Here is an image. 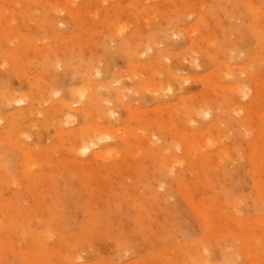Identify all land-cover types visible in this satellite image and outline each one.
Wrapping results in <instances>:
<instances>
[{"label": "rangeland", "instance_id": "1", "mask_svg": "<svg viewBox=\"0 0 264 264\" xmlns=\"http://www.w3.org/2000/svg\"><path fill=\"white\" fill-rule=\"evenodd\" d=\"M240 1L241 0H72L71 2V0H0V13L2 14L4 11H6V14H12L10 17L13 16L9 20L7 19L8 14L5 16L7 17L6 19L3 17L4 14L2 17L0 16V20L2 19L3 21L0 28L3 29L4 26H9L10 24V27L4 28L7 33H10L9 28L11 29L13 26V28H15V30H13L17 31L16 33L21 32L25 33L26 35L28 34L29 37L32 36V39H29V41L33 40L31 43L28 41V39L26 40L23 37L15 38V36L18 34L14 36L12 35L13 37L6 41L0 39V104H2L1 100L4 99L5 96L7 97L5 98L7 101H10V99L13 97V101L8 102L7 105H4L5 107L2 106L3 104L1 105L2 107L0 106L1 109L4 110H0V163L3 162L0 164V214H2L3 218L0 220V264H39L41 263L40 257L48 255L49 252L55 254L59 250H66V254L74 255L79 247H81L80 251L82 254V261L78 260L80 261L78 262L73 258L72 260L63 261L52 260L49 261V264H148V262H150V264H154L156 261L157 264H181L182 260L184 264H200L199 262L204 260L205 254L206 257L207 255L209 257L211 255L210 253L214 251L213 249V251L211 250L212 252L206 250L211 249V247L213 248L212 244L214 241H216V239L219 238H221V242H215V251L212 253L213 256L219 257L222 253L220 250L223 248L225 249L227 245H232L230 243L231 241L229 240L232 239L234 241V243L233 241L232 243L235 244V246L238 245L235 243V241H239L237 248L233 249L235 246H231L232 249L230 248V250L231 252L232 250H236L235 252H238L237 254H239L238 257L240 260V256H242V260L240 261L241 264H251V262L255 260H257L256 262L261 261L263 258L261 255H263V253L260 255V251L263 252L264 250V243L263 246L261 244V241L263 242L264 239V230H260L264 226V197H262L264 196V185L262 186V183L264 182V163H262L264 162V146L262 147L263 144H260V142L261 140H264V130H262L264 129V102H262V100H264L262 96L264 95L262 92L264 90V85L259 82H264L262 79L264 78V66L262 65L261 68L259 66L261 63L264 64V58H260L264 53V48L261 47L263 44L259 42V36L251 25L253 16L250 13V9L246 7V4L249 2L253 4L255 2L254 4L257 8L259 7L263 9L264 0H247L248 2H246V0H242V2ZM70 8L73 10V15L70 14ZM4 23H6V25H4ZM238 25L240 26L238 27ZM240 27L241 31L239 29ZM234 28L237 29L239 34L243 32L242 37L244 38V41L242 43L239 42L243 40L241 39L242 37H239L241 35L238 33L235 34ZM62 34H64V36ZM150 34L157 37V41L154 40L153 42L155 48L154 51L150 50L151 54H149V49L151 47L148 48L147 44ZM207 34L212 36V38L215 40H210L211 43L210 41L205 43L208 36ZM128 37L132 41H130ZM155 37L153 38L155 39ZM202 37L205 38L202 40L200 39ZM223 38L224 41L226 40L225 38H227V40L223 42L224 44L217 42V39H222V42ZM212 41H216L219 45L216 46ZM155 42L158 43L156 44ZM226 42L228 46H232V42H236L234 46L231 47L235 49V45L237 44L238 48L235 49V53L234 49L230 48V52V49L227 48L229 50L228 54V50H225ZM132 45H135L138 49H140L136 53L137 57L138 54H140V51H142L141 54L145 52V46L148 48L149 53L146 50V53L139 55L138 58L136 57L137 59H135V57L132 58L130 54L132 53L131 51L133 49L131 50L129 47ZM36 47L37 49H40L37 51L35 50ZM160 48L162 51L159 50ZM200 48L209 51L211 55L215 52L217 54L220 53L218 54L220 59H217L221 61L213 59L217 57L216 53L215 55L213 54L214 57L212 56V58H210L211 55L200 53L199 51H204ZM13 51L16 55L20 54L22 58L23 56L26 58V65H28L27 67H16V63L14 62L15 60L11 59V57L9 59L8 54L12 53ZM39 51L43 52L39 53ZM179 52L187 57L184 55L181 56ZM230 53L233 54L232 56L234 57L230 56ZM261 53L262 55H259V62L257 55ZM164 54L167 55V57ZM221 55L223 57H221ZM194 56L199 58L197 59L198 61L195 60L196 58ZM224 56L229 59V62H227L228 59L224 58ZM172 57L176 62H174V60L172 61ZM188 57L190 59H188ZM188 60L192 61L190 62ZM222 60L224 61L222 62ZM138 61L140 65L137 63ZM193 61H195L194 64ZM133 62H136V65L133 64ZM181 62L183 64H180ZM249 62L250 64L254 63V65H252L253 67L249 65ZM223 63L225 66L222 65ZM226 63H229V66L233 69L228 68L229 66L226 65ZM150 64H152V74L153 76L156 75V77H152V74H150L151 72L148 71L150 70ZM217 64H219V67L220 64L222 66L217 68ZM240 65L252 67V70L249 67H246V69L249 68L251 72H254L256 68L258 73L256 70L255 72L257 75L255 76L254 73L251 75V72L248 73L247 71L249 69H247L245 72V68L244 70L240 69V71H238V67H241ZM195 66H198V68ZM136 67L139 68L137 69ZM168 67L171 69V71ZM225 67H227V69ZM257 68H259V71ZM216 69L223 70V75H225L224 78L221 72L215 71ZM225 69L227 73H230V70H237L239 72V75H236V71H234L233 74L235 73V75L238 76V80L240 79V84L246 86L245 92L248 91L249 95H243V91L245 89L239 95L238 92L235 94V90H226V86L219 88V84L221 86L228 83L231 84L233 82L232 80L235 79L234 75L228 79L227 77L229 76L226 74V72H224ZM174 70H176L175 73ZM138 72L140 74H138ZM217 73L220 75L219 78ZM179 74L182 77H180ZM34 75H36V77H34ZM147 75L149 77H147ZM211 76L213 77L212 84L209 82L211 81ZM207 77L209 78V81L206 80L208 79ZM221 77L223 79H221ZM225 77L227 80H225ZM181 78L182 83L180 82L181 80L178 81V79ZM90 79L98 81L99 86L102 85L100 86L102 88H99L98 86L97 88L99 89L98 93H102L100 98H103V104L99 101L96 103V101L91 100V98L83 99L80 97L81 95L79 94L80 90L82 89H86L85 91H89V93L93 92L94 90L98 91L97 89H94V80H91L93 82L92 83ZM260 79L262 81H260ZM170 81H173V83ZM207 81L211 86L207 84ZM82 82L83 84H80ZM87 82L88 85H86ZM150 82L155 86L158 83H161L157 86L159 87L158 92L154 91V89H151L154 91L153 94L150 89L141 86L142 84H150ZM178 83L179 85H177ZM213 83H216V87ZM163 84H167L169 87H171L169 88L166 85L168 88L165 90L162 88L166 87ZM90 85L93 88H91ZM257 85H260L259 87L262 90L258 88V90L260 89L258 91ZM129 89L130 91L132 90V92H130ZM212 89L215 90L213 91ZM220 89L222 90L220 91ZM48 90L50 91L48 92ZM155 90H157V88ZM225 90L227 94L229 93V97L225 93ZM138 91L141 92L139 93ZM171 91H173V93ZM166 92L168 93L166 94ZM222 92H224L223 94H226V96H222ZM164 94L166 96H164ZM230 94L236 96L239 95L240 97L238 98L240 99L233 95V97H231ZM19 97H24L27 99L26 103H18L14 101V99H19ZM204 97L207 99L209 98V101ZM81 98L83 99V103L81 102ZM202 98H204L203 101ZM235 98H237L236 101L238 100L239 103L236 102L234 105ZM71 99L72 101L69 102ZM75 99L78 100V102ZM215 99L217 100L215 101ZM63 100L66 103L63 102ZM73 100L75 104L73 103ZM204 100L207 102H204ZM210 100H212V104H210ZM198 101H202V103H199ZM184 102H186V104ZM252 102L253 104L250 105ZM190 103H193V107ZM197 103L199 105L203 104L202 106L198 105L199 108L206 106L215 108L216 103V105H223L220 107L221 109H223L225 106L227 107L228 104V110L226 107L224 108L225 110H222V112H226V110L228 112L225 113L226 116L224 114L221 116V112H219L221 109L218 108V113L215 112L213 108L212 111L214 110L213 112H215L217 115L214 116L212 120L210 116V118H205L201 121H198L195 118V121L193 122L188 121V119H192V116L194 117V115H192L190 112L192 111L195 113L193 109L198 107L196 106ZM66 104H69L71 107ZM80 104L84 105L85 107L83 106L84 108L81 109L82 105ZM188 104L191 106H186ZM204 104L206 106H204ZM231 104L236 107L238 112L236 110V112L234 111V107ZM93 105L95 108H97L96 110L93 109ZM168 105L173 109V111L175 109L177 112H172V109L169 108ZM229 105H231L233 108ZM86 106L91 107V109L94 111H101L104 110V107L106 109L109 107L110 112L99 116H97V113H93V116H89L84 112V109L89 108ZM172 106H174V108ZM184 106L186 107V110ZM20 107L28 110L25 111L26 113L24 112L23 114H18ZM40 107L42 108L40 109ZM190 107L191 110L189 112ZM244 107L245 110L243 111L242 108ZM253 107H255V110ZM229 109L231 112H229ZM160 110H163V113H161ZM167 110L171 111L172 115L170 112H167ZM68 112L69 114H74V118L72 115L69 117ZM181 112L183 113V115L181 114L182 116L180 115ZM15 113L18 115H14ZM134 113H136L135 116H133ZM174 113L178 114V116L175 114L177 117L175 120ZM190 114L192 116H190ZM4 115L7 118H4ZM109 116L113 117L115 120ZM164 116L168 117L165 118ZM183 116H186L185 118H187V122L189 124L191 123V125L188 123V125L185 124L186 119ZM171 117L173 119H171ZM67 118L68 120L71 119L73 122L69 123L71 120L68 121ZM179 118H181V120ZM112 119L114 122H112ZM259 119L263 122H261ZM176 120H178L179 123L181 122V124H183L185 121V128L182 127L183 125H180V127L178 122H175ZM171 121L177 125L175 126L173 123L170 125ZM221 122L222 125H220L222 127H218V123ZM224 122H228L227 126L225 127H223ZM256 122H258L259 125ZM167 123L172 127L175 126V130L174 128L171 129L172 127H169ZM246 123L251 125L246 126ZM88 124H92L99 128L102 127L105 129V131L109 128V133L111 132L113 134L110 135L107 131H104L105 133L102 135L98 133V137L95 136V134L93 137L97 138L94 139V141L99 143V140H101V145L99 143L98 145L96 144L93 146V150H90V152L87 153L89 155L86 154L87 156H77V154L73 153L75 151H73V148H70V146H72L71 144L73 143L76 144L77 142H82L79 129H82L83 127L91 128L92 126L90 127ZM160 124L164 126H161ZM233 125L234 127L237 125L235 127L236 129L233 128ZM112 126L113 129L115 127H117V129L119 128L118 133H120L118 134L115 128L114 132L117 134L115 133L114 135ZM251 126L252 128H250ZM93 127L92 129H94ZM187 127H190L189 130ZM214 127L216 130L217 128L219 129V133H222L219 134L220 137L224 135L221 137V140H219L220 138L218 137L216 139L217 141L211 139L210 135H212L214 132L215 136L213 134L214 137L212 136V138H216L217 131H214ZM220 128L226 129L225 131L221 130L220 132ZM138 129L143 130L142 132H147V134H145L146 132L143 133V135L145 134V136H143L144 138L146 135L153 137L154 140L159 137L157 139L159 141H156L159 143V145L166 144L177 147L175 152L176 157H178L179 160L178 163H180L182 160H185L180 163L182 167H180L178 163L175 165L179 168H176L175 165H173L174 167L172 168L174 169V172L176 169L177 172H175L176 174H173V172L171 173L175 176L170 174V177L168 176L169 180L165 178L163 184L161 181H158L159 178L157 179L156 177L157 173L155 167L150 168L155 166V163L153 165H146L144 163L148 161H144L141 162L143 166L140 164L137 166L139 160L142 158H139L137 153H133L135 150L134 148L140 147L138 144H140L143 148L147 147L146 144H143L144 142L142 140L140 141L139 138H141L142 132L140 133V130ZM177 129H179L180 132L183 131V134L186 133L188 136H193L195 133H202V135L204 133L205 136L208 132L210 133V135L208 133L210 136H208L210 141L209 139H205V137H203L204 140L202 141L199 135H197L199 136V139H195V144L200 143L198 145L196 144L199 151L197 153H199L200 158H198L197 153V155L193 157L192 152H186L185 150L179 149L178 146L183 144V140L175 136L174 133ZM77 130L79 132H77ZM135 130L139 131V134H135ZM161 130L162 133H160ZM199 130H202V132ZM259 131H261V133H259ZM122 132H124V137L128 136V142H132L133 144L129 153L126 149L127 140H122ZM106 133H108L109 137L113 136V138L110 137L109 139ZM132 134L135 136H132ZM117 135H121L122 138H120V136L118 137ZM100 136H102V139H98ZM6 137L9 138L7 139ZM211 142H214L212 144L215 145H211ZM99 147L101 149H111L116 152L122 151V158L118 159L117 157H113L111 158L112 160H106L103 158L94 159L92 154L96 148L97 150L100 149ZM226 148L228 149L227 151ZM218 150L220 153L225 151L223 155H226L228 151V154L232 152V155L230 154V158L229 155L228 157H225L227 159L229 158L228 161H226L227 159L224 158L223 159L226 162L223 160L219 161V163L225 162V167H222L224 164H216L215 162L217 159L214 158V153L215 157L218 158V154L220 156ZM70 151L73 152L71 153ZM47 154L50 158V155H52L50 160L51 162L45 157ZM53 155L55 156L54 158ZM78 157L80 158L78 159ZM180 157L182 158L181 160ZM33 158L36 164L37 161L41 164H37L38 167L34 165L35 163L32 165V170L36 171L35 174L32 170H25L24 166L26 159L29 160L30 163V160H33ZM185 158L187 161H189L187 162ZM54 159L58 160L52 162ZM255 159L258 161L260 159L258 164L259 169L257 168L258 162ZM78 160H80V163ZM94 160H96V163ZM205 160H208V163H203ZM91 161H94V163ZM84 162L89 163V165ZM260 162L263 164V167ZM170 163L173 162L169 161V164ZM212 163L216 164V166H214V164L212 165ZM90 164L93 167H91ZM93 164H95V166ZM198 164H200V166ZM134 165L136 166V169ZM186 165L189 168L186 169ZM88 166L90 167V170H88ZM193 166L195 167L194 169L192 168ZM36 167L39 169L36 170ZM117 167H119L120 170ZM131 168L133 169V172ZM197 168L200 169L199 173L201 174L198 173ZM76 169H78V171L81 170V173L80 171L75 172L77 171ZM121 169H123V171ZM224 169H226V172ZM105 170L106 174H104ZM196 170L197 172H195ZM259 170H261V173ZM135 171H140V173H135ZM148 172L150 173L147 174ZM39 173L42 175V177L39 175ZM37 175L39 176V179ZM195 175L197 179H195ZM261 175H263L262 178L260 177ZM35 176H37V178ZM151 176L152 178L150 179ZM51 177L52 180L49 182L48 180L49 178L51 179ZM203 177H205L207 180H204ZM185 179L191 181L188 182V180L186 181ZM198 179H201L204 182ZM144 181L149 182V184L152 182V190L154 191H152V195L146 193L143 196V190L140 191L141 189H138L143 187ZM157 182L161 184L160 187L159 183ZM198 182H201L202 185L201 183L198 185ZM188 183L191 184L189 185ZM43 185L45 187L49 186V188H46L47 190L45 191V187ZM162 185H164V187ZM202 186L204 187L202 188ZM162 187L164 189H162ZM39 190H41V192L44 190L45 193L42 192L41 194L38 192ZM101 190H104V193ZM35 191L41 195V197L36 194ZM260 191H262L263 195L260 193ZM130 192L131 194H129ZM107 193H110L109 197ZM165 193H170L171 195L166 196ZM200 193L201 196L198 197V194L200 195ZM113 194H115V196ZM160 194L161 197H159ZM259 194L261 195L259 196ZM110 195L113 197H110ZM223 196L225 198L227 197L228 199H222ZM115 197L116 199L120 200H116ZM260 197L262 198L260 199ZM111 198L113 199V202ZM110 199L111 201H109ZM153 199H155V201H153ZM162 199L164 200L162 201ZM233 200H235L234 203ZM153 202L154 204H152ZM223 205H225V207L228 209H225ZM232 205H235L234 208H232ZM205 208L208 210L207 215L211 217H207V220L204 218L201 220V214L207 211ZM21 211L23 213H21ZM235 213L237 215L239 214L238 218H235L237 217ZM72 215L73 218L71 219ZM230 215L234 216L232 217ZM98 218L102 219L103 221H107L104 222L105 225L99 224V227L89 226L88 220ZM261 218H263V221ZM228 219L230 220V223ZM243 219H245L246 223ZM13 221L16 222L15 227L10 228V225H13L11 224ZM55 221L56 223L54 224ZM52 224L53 226L56 225L54 228L55 231L63 233V237L65 238L66 242H63L62 238L60 239L58 235L54 234L55 231H53V227L51 226ZM107 227H109V230L106 229ZM174 227L175 229H173ZM218 229L221 231L222 237ZM173 230L176 231L173 232ZM245 232L247 234H245ZM230 233H232V235ZM229 234L231 235V238H228L230 237ZM232 236L234 237L232 238ZM246 237L249 239L251 244L250 250L244 245V241L246 242ZM78 238L82 239L83 242L78 241ZM125 238L126 240H124ZM223 238L225 240L228 238L229 242L223 241ZM201 239L203 241L207 239V242H210V240L213 241L211 243L208 242L207 244V242L201 243ZM254 239H256V241H254ZM259 239L261 240L260 243L257 242ZM199 241L201 244L196 243ZM205 244L207 246L210 245L207 247L209 249L206 247L203 248L206 246ZM219 245L223 248L221 249ZM172 247L175 249V251L177 250L175 253L176 256H174L175 254L173 255L174 251L171 250ZM179 247L182 248H180L181 251H179ZM186 247H188V250ZM200 248H203V252H200ZM255 248H260L261 250ZM228 250L226 249V251ZM192 251L198 252L196 254ZM224 251L225 250H223V253ZM170 252L172 255H170ZM184 252L187 254V258L185 259L184 257H186V255L183 256ZM250 252L253 256L250 254ZM248 254L249 256H247ZM259 258L260 260H258ZM185 260L186 262H184Z\"/></svg>", "mask_w": 264, "mask_h": 264}, {"label": "bare ground", "instance_id": "2", "mask_svg": "<svg viewBox=\"0 0 264 264\" xmlns=\"http://www.w3.org/2000/svg\"><path fill=\"white\" fill-rule=\"evenodd\" d=\"M13 1H15V0H13ZM27 1H28V0H27ZM41 1H42V0H41ZM182 1H184V0H182ZM253 1H254V0H253ZM259 1H263V0H259ZM44 2H45V1H44ZM71 2H72V0H71ZM240 2H242V0H241ZM246 2H248V1L246 0ZM47 3H49V2H47ZM182 3H183V2H182ZM254 3H255V2H254ZM254 3H253V4H254ZM256 3H257V2H256ZM258 3H259V2H258ZM260 3H261V2H260ZM244 4H245V3H244ZM253 4H251V2H249V3L246 4V7H247L248 9H250V13H251V15L253 16V21L251 22V23H252L251 25H252V27L255 29L256 33H257L258 36H259V38H258V39H259V42H260L261 44H263V46H261V44H260V46H261L262 48H264V11H262V10H264V8H263V9H261V8H259V7L257 8V7L255 6V4H254V5H253ZM96 5H97V4H96ZM51 6H53V5H51ZM183 6H185V5H183ZM142 9H143V8H142ZM260 9H261V10H260ZM69 10L71 11L70 14H72V11H73V10H71V8H70ZM78 10H79V9H78ZM1 12H3V11H1ZM3 14H4V15H3ZM7 14H8V18L5 17ZM7 14H6V11H4L2 14L0 13V16L2 17V15H3V17H5V19L7 18L8 20H9L10 18L13 17V16L10 17L12 14H11V15H9V13H7ZM73 14H74V13H73ZM73 14H72V15H73ZM77 15H78V14H77ZM78 16H79V15H78ZM200 18H201V17H200ZM200 18H199V19H200ZM3 20H4V19H3ZM227 21H228V20H227ZM2 22H3V21H2V19H1V20H0V26L2 25V24H1ZM6 22H7V21H6ZM59 22H60V21H59ZM7 23H8V22H7ZM203 23H204V22H203ZM203 23H202V24H203ZM8 24H9V23H8ZM55 24H56V23H55ZM4 25H6V23H4ZM110 25H111V24H110ZM236 26H237V25H236ZM239 26H240V25H238V27H239ZM243 26H245V25H243ZM5 27H10V24H9V26H7V25L4 26V28H5ZM108 27H109V26H108ZM241 27H242V26H241ZM241 27L239 28L240 31H241ZM4 28H3V29L0 28V29H1V30H0V39H1V40L6 41V40L10 39L11 37H13V36L16 35V34H18V35H16L15 38L23 37V38L26 39V40L28 39V41H29V39H32V36L29 37L28 34H27V35H28V36H27L25 33H21V32H20V33H16L17 31H14L15 28H13V26L11 27L12 30L14 29L13 31L9 28L10 33H7V31H5ZM192 28H194V27H192ZM242 28H243V27H242ZM239 29H238V30H239ZM244 29H245V28H244ZM2 30H4V31H2ZM9 30H8V31H9ZM58 30H59V29H58ZM50 31H51V30H50ZM196 31H197V30H196ZM234 31H235V32H234L235 34L238 33V31H237L236 28H234ZM11 32H12V33H11ZM63 32H64V31H63ZM120 32H121V31H120ZM191 33H193V32H191ZM242 33H243V32H242ZM242 33H241V34L238 33L239 35H241V36H239V37H242V36H243ZM60 34H61V33H60ZM60 34H59V35H60ZM238 34H237V35H238ZM245 34H246V33H245ZM12 35H13V36H12ZM62 35L64 36V34H62ZM207 35H208V34H207ZM128 36H129V35H128ZM244 36H245V35H244ZM249 36H250V35H249ZM61 37H62V36H61ZM129 37H130V36H129ZM129 37H128V39H129ZM153 37H155V36H152V34H150V35H149V38H148L149 41L147 40L148 48L151 47V48L149 49V51H150V50H151V51H152V50L154 51V49H155V48H154V43H153V42H154V40L157 41V40H156L157 37H155V39H154ZM121 38H122V36H121ZM131 38H132V37H131ZM203 38H205V37H202V38H200V39L203 40ZM208 38H209V39H208ZM211 38H212V36H209V35H208L207 38H206V41L204 40L205 43L208 42V41H210V40H215V39H213V38L211 39ZM245 38H246V37H245ZM69 39H70V38H69ZM170 39H171V36H170ZM225 39L227 40V38H225ZM238 39H239V38H238ZM241 39H243V40L239 41L240 43H242V42L244 41V38H243V37H242ZM258 39H257V40H258ZM12 40H13V39H12ZM17 40H18V39H17ZM122 40H123V39H122ZM124 40H125V39H124ZM129 40L132 41L131 39H129ZM221 40H222V39H221ZM221 40L217 39V42L221 44V43H223V42L226 41V40L224 41V38H223V41H222V42H221ZM229 40H230V39H229ZM229 40H228V41H229ZM32 41H33V40H30L29 42L32 43ZM67 41H68V40H67ZM193 41H194V40H193ZM219 41H220V42H219ZM228 41H227V42H228ZM16 42H17V41H16ZM21 42H22V41H21ZM212 42H214V44H215L216 46L219 45L216 41H212ZM227 42H226V44H225L226 46H228V45H227ZM236 42H237V41H236ZM236 42H234V43L232 42V46H234V44H235ZM71 43H72V42H71ZM71 43H70V44H71ZM155 43H156V42H155ZM157 43H158V42H157ZM157 43H156V44H157ZM210 43H211V41H210ZM230 43H231V42H230ZM149 44H150V45H149ZM194 44H195V43H194ZM214 44H212V45H214ZM223 44H224V43H223ZM223 44H222V45H223ZM228 44H229V42H228ZM237 44H238V42H237ZM237 44L235 45L236 48H238ZM258 44H259V43H258ZM203 45H205V44H203ZM256 45H257V44H256ZM196 46H197V45H196ZM226 46H225V48H226L225 50H228V49H230V48L232 47V46H228V47H226ZM0 47H1V46H0ZM32 47H33V46H32ZM129 47H130L131 50L133 49V50L131 51L132 53H131L130 55H131L132 58L135 57V59H137V58L139 57V55H143L144 53H146V50L148 51V48H147L146 46H145L146 50H145V48L143 47L144 50H145V52H144L143 54H141L142 51H140V54H138V57H137L136 53H137V51H139L140 49H138L135 45H134V46L132 45V46H129ZM155 47H158V46H155ZM197 47H198V46H197ZM135 48H136V49H135ZM203 48H204V47H203ZM227 48H228V49H227ZM236 48H235V49H236ZM39 49H40V48H39ZM39 49H37V47L35 48V50H37V51H38ZM137 49H138V50H137ZM141 49H142V47H141ZM173 49H174V48H173ZM200 49H202V48H200ZM231 49H234V48H231ZM231 49H230V52H231ZM235 49H234V53H235ZM41 50H43V49H41ZM159 50L162 51L161 48H160ZM202 50H204V49H202ZM225 50H223V51H225ZM261 50H262V49H261ZM5 51H6V50H5ZM14 51H15V50H14ZM14 51H13L12 53H8V54H9V59H10V57H11V59L15 60L14 62L16 63V67H18V68H24L25 66L27 67L28 65H26V58L23 56V58H25V59H23V58L21 57L20 54H17V55H16ZM37 51H36V52H37ZM149 51H148V53H149ZM151 51H150L149 54H151ZM169 51H170V49H169ZM169 51H168V52H169ZM171 51H172V50H171ZM198 51H199V49H198ZM204 51H206L207 53L204 52ZM204 51H203V52H202V51H199V52H200V53H204V54L211 55V53H209V51H207V50H204ZM220 51H221V50H220ZM42 52H43V51H39V53H42ZM129 52H130V51H129ZM164 52H165V51H164ZM214 52H215V51H214ZM225 52H226V51H225ZM225 52H224V53H225ZM227 52H228V54H229V50H228ZM138 53H139V52H138ZM148 53H147V54H148ZM165 53H166V52H165ZM215 53H216V52H215ZM215 53H212L211 57H210V56H209V57H210V58H212V56L214 57ZM224 53H223V54H224ZM259 53H260V52H259ZM12 54H13V55H12ZM170 54H171V53H170ZM177 54H178V53H177ZM179 54H181V53L179 52ZM213 54H214V55H213ZM216 54H217V53H216ZM218 54H220V53H218ZM218 54H217V57H216V58H213V59H215V60H217V61H221V60H218V59H220L219 56H218ZM225 54H227V53H225ZM228 54H227V55H228ZM246 54H247V53H246ZM14 55H15V56H14ZM133 55H134V56H133ZM164 55H165V54H164ZM182 55H184V54H181V56H182ZM232 55H233V54L230 53V56H232ZM259 55H262V53L257 55V56H258V59H259V62H260V58H264V53H263V55H262L261 57H260ZM145 56H146V55H145ZM165 56L167 57V55H165ZM171 56H172V55H171ZM184 56H185V55H184ZM184 56H183V57H184ZM136 57H137V58H136ZM183 57H182V58H183ZM185 57H187V56H185ZM191 57H193V56H191ZM194 57H195V56H194ZM221 57H223V56L221 55ZM232 57H234V56H232ZM244 57H245V56H244ZM259 57H260V58H259ZM195 58H196V57H195ZM195 58H193V59H195ZM217 58H218V59H217ZM224 58H227V57L224 56ZM224 58H223V59H224ZM229 58H231V57H229ZM61 59H62V57H61ZM61 59H60V60H61ZM139 59H140V58H139ZM164 59H166V58H164ZM184 59H185V58H184ZM188 59H190V58L188 57ZM197 59H199V58L197 57L195 60H197ZM227 59H228V58H227ZM231 59H232V58H231ZM142 60H143V59H142ZM160 60H162V59H160ZM168 60H169V59H168ZM168 60H167V61H168ZM173 60H174V58L172 57V61H173ZM225 60H226V59H225ZM261 60H263V59H261ZM65 61H66V60H65ZM134 61H135V60H134ZM145 61H146V60H145ZM172 61H171V62H172ZM188 61H190V60H188ZM191 61H192V60H191ZM191 61H190V62H191ZM197 61H198V60H197ZM217 61H216V62H217ZM223 61H224V60H222V62H223ZM226 61H227V60H226ZM263 61H264V60H263ZM56 62H57V61H56ZM140 62H141V61H140ZM171 62H170V63H171ZM174 62H176V61L174 60ZM199 62H200V61H199ZM213 62H214V60H213ZM227 62H229V59H228ZM259 62H258V63H259ZM2 63H3V62H2ZM58 63H59V62H58ZM137 63L140 65L139 61H138ZM148 63H149V62H148ZM167 63H168V62H167ZM167 63H166V64H167ZM172 63H173V62H172ZM194 63H195V61H193V64H194ZM200 63H201V62H200ZM263 63H264V62H263ZM28 64H29V63H28ZM133 64L136 65V62H133ZM180 64H183V63L181 62ZM54 65H55V64H54ZM139 65H138V66H139ZM145 65H146V63H145ZM147 65H148V64H147ZM150 65H151V66L149 67L150 70H148V71L151 72L150 74H152V73H153L152 70H151V68H152V64H150ZM164 65H165V64H164ZM167 65H168V64H167ZM184 65H185V64H184ZM186 65H187V64H186ZM199 65H200V64H199ZM217 65H218L217 68H220L222 65H224V63H223L222 65L220 64V67H219V64H217ZM226 65L229 66L230 64H229V63H228V64L226 63ZM249 65L252 66V65H254V63H253V64H252V63L250 64V62H249ZM258 65H259V64H258ZM262 65L264 66V64L261 63L259 67L261 68ZM63 66H64V65H63ZM148 66H149V65H148ZM170 66H171V65H170ZM170 66H169V67H170ZM214 66H215V65H214ZM224 66H225V65H224ZM240 66H241V65H240ZM2 67H3V66H2ZM139 67H141V66H139ZM139 67H138V68H139ZM142 67H143V66H142ZM169 67H168V68H169ZM195 67H196V66H195ZM233 67H234V66H233ZM246 67H249V66L246 65V66L238 67V71H240V69H241V70H242V69L244 70V68H245V72H246V70L249 69V68L252 70V67H253V66H252V67H249V68H247V69H246ZM136 68H137V67H136ZM138 68H137V69H138ZM196 68H198V66H197ZM213 68H214V67H213ZM222 68H224V67H222ZM225 68L227 69V67H225ZM228 68L231 69L232 67L229 66ZM234 68H235V67H234ZM156 69H159V68H156ZM226 69H225L224 72H226ZM230 69H228V70H230ZM232 69H233V68H232ZM250 69L247 71L248 73L251 72ZM253 69H254V68H253ZM257 69H258V71H259V68H257ZM17 70H18V69H17ZM89 70H90V69H89ZM154 70H155V69H154ZM169 70L171 71L170 68H169ZM219 70H220V69H219ZM219 70L216 69L215 71L221 72L222 75H223V70H220V71H219ZM255 70H256V68H255ZM255 70H254V72H253V71L251 72L252 74H251V73H250V74L253 75V73H254V75L256 76V75H257V74H256L257 70H256V72H255ZM52 71H53V70H52ZM98 71H99V70H98ZM175 71H176V70H174V73H175ZM231 71H232V73H231ZM234 71L237 72L236 75H239V72H238L237 70H230V73H227V72H226V74L229 76V77H227L228 79H230V77H231L232 75H234V78H235V79H234V80L231 79L233 82H232L231 84L228 83V84H225V85H222V86L219 84V86H220L219 88H221V87L223 88V86H226V87H227V88L225 87L226 90H229V89H230L229 91H231V90H232V91L235 90V91H234L235 94L238 92L239 95H240V93L245 89V90L243 91L244 94H243V93H242V94H243L244 96L249 95V94H248V91L245 92V91H246V86H245V85L243 86V84H240V82H239L240 79L238 80V76H236L235 73L233 74ZM81 72H82V71H81ZM136 72H137V71H136ZM136 72H135V73H136ZM158 72H159V71H158ZM178 72H179V71H178ZM241 72H244V71H241ZM26 73H27V72H26ZM85 73H86V72H85ZM97 73H98V72H97ZM257 73H258V72H257ZM5 74H6V73H5ZM138 74H140V73L138 72ZM138 74H137V75H138ZM147 74H148V73H147ZM150 74H148V75H150ZM167 74H168V73H167ZM212 74H213V73H212ZM214 74H215V73H214ZM224 74H225V73H224ZM32 75H33V74H32ZM86 75H87V74H86ZM143 75H145V74H143ZM148 75H147V77H149ZM170 75H171V74H170ZM170 75H169V76H170ZM181 75H182V74H181ZM217 75H218V78H219V76H220L219 73H217ZM227 75H226V76H227ZM27 76H28V75H27ZM79 76H80V75H79ZM139 76H140V75H139ZM139 76H138V77H139ZM145 76H146V75H145ZM162 76H163V75H162ZM162 76H161V77H162ZM173 76H174V75H173ZM177 76H178V74H177ZM179 76H180V74H179ZM205 76H208V75H205ZM224 76H225V75H223V78H224ZM34 77H36V75H34ZM93 77H94V74H93ZM98 77H99V76H98ZM98 77H96V78H98ZM152 77H156V75L153 76V74H152ZM180 77H182V76H180ZM180 77H179V78H180ZM186 77H187V76H186ZM186 77H185V78H186ZM201 77H202V76H201ZM232 77H233V76H232ZM236 77H237V78H236ZM260 77H261V75H260ZM90 78H91V77H90ZM145 78H146V77H145ZM145 78H144V79H145ZM175 78H176V76H175ZM207 78H208V77H207ZM212 78H213V77L211 76V79H210L211 81H209V78L206 79V80H208V81L211 82V84H212ZM223 78L221 77V79H223ZM225 78H226V77H225ZM227 78H226L225 80H227ZM255 78H256V77H255ZM49 79H50V78H49ZM132 79H134V78H132ZM155 79H156V78H155ZM160 79H161V78H160ZM176 79H177V78H176ZM202 79H203V78H202ZM215 79H216V78H215ZM262 79L264 80V78H262ZM91 80H94V79H90V81H91ZM134 80H135V79H134ZM179 80H181L180 82L182 83V78H181V79H178V81H179ZM219 80H220V79H219ZM86 81H88V80H86ZM90 81H89V82H90ZM158 81H159V80H158ZM184 81H185V80H184ZM208 81H207V84H208L209 86H211V85L209 84ZM254 81H255V80H254ZM260 81H262V80L260 79ZM91 82H92V81H91ZM93 82L95 83V84H93V85H94V89H97L98 91H95V90H94L93 92H90V93H92V94H90L89 91H88V92L85 91L86 89H85V90L82 89V90H80V94H79V95H81L80 97H82L83 99H84V98H85V99H86V98H89V99L91 98V100L96 101V103L99 101L100 103L103 104V102H104V101H103V98H100V96H102V95H101L102 93L99 94V93H98V92H99V89L97 88V86H98L99 88H102V87H100V86H102V85L99 86V83H98V81H96V80H94ZM93 82H92V83H93ZM154 82H155V81H154ZM164 82H165V81H164ZM170 82L173 83V81H170ZM180 82H179V83H180ZM102 83H103V82H102ZM152 83H153V82H152ZM179 83H178L177 85H179ZM181 83H180V85H181ZM259 83H261L262 85H264V82H263V81H262V82H259ZM259 83H258V84H259ZM80 84H83V82L80 83ZM80 84H79V85H80ZM136 84H137V83H136ZM155 84H156V83H155ZM158 84L160 85L161 83H158ZM158 84L155 86L154 84H151V82H150V84H142L141 86H142V87H146L147 89H150V90H151V89H152V90L154 89V91L158 92V88H159V87H157ZM213 84H215V87H216V83H213ZM222 84H223V83H222ZM261 84H260V85H261ZM86 85H88V82H87ZM143 85H144V86H143ZM163 85H164V84H163ZM163 85H162V86H163ZM166 85H167V84H166ZM166 85H164V86H166ZM170 85H171V84H170ZM182 85H183V84H182ZM260 85H259V86H260ZM262 85H261V86H262ZM90 86H91V85H90ZM90 86H89V87H90ZM95 86H96V87H95ZM105 86H106V85H105ZM167 86H168V85H167ZM167 86H166V87H162V88L166 90V89L169 87V86H168V87H167ZM259 86L257 85V90H258V88H260ZM79 87H80V86H79ZM152 87H153V88H152ZM160 87H161V86H160ZM170 87H171V86H170ZM170 87H169V88H170ZM172 87H173V86H172ZM182 87H183V86H182ZM212 87H213V86H212ZM215 87H214V88H215ZM54 88H55V87H54ZM84 88H85V85H84ZM91 88H93V87L91 86ZM156 88H157V90H155ZM174 88H175V87H174ZM121 89H122V88H121ZM121 89H120V93H121ZM160 89H161V88H160ZM178 89H179V88H178ZM182 89H183V88H182ZM247 89H249V88H247ZM260 89H261V88H260ZM260 89H259V90H260ZM53 90H54V89H53ZM108 90H109V89H108ZM123 90H125V89H123ZM152 90H151V91H152ZM175 90H176V89H175ZM212 90L214 91L215 89H212ZM221 90H222V89H220V91H221ZM223 90H224V89H223ZM226 90H225V93H226ZM259 90H258V91H259ZM261 90H262V89H261ZM49 91H50V90H48V92H49ZM115 91H116V89H115ZM117 91H118V90H117ZM126 91H127V90H126ZM129 91H130V89H129ZM134 91H135V90H134ZM134 91H133V94H134ZM154 91H152L153 94H154ZM161 91H162V90H161ZM168 91H169V90H168ZM178 91H179V90H178ZM210 91H211V90H210ZM210 91H209V93H210ZM213 91H212V92H213ZM51 92H52V91H51ZM51 92H50V93H51ZM78 92H79V91H78ZM100 92H101V91H100ZM130 92H132V90H131ZM138 92H139V91H138ZM140 92H141V91H140ZM140 92H139V93H140ZM156 92H155V93H156ZM171 92L173 93V91H171ZM174 92H175V91H174ZM216 92H217V91H216ZM260 92H261V91H260ZM262 92L264 93V90H263ZM127 93H129V92H127ZM136 93H137V91H136ZM167 93H168V92H166V94H167ZM223 93H224V92H222V96H223V95L226 96L227 93H226V94H223ZM26 94H27V93H26ZM54 94H55V93H54ZM58 94H59V93H58ZM104 94H105V93H104ZM123 94H124V92H123ZM214 94H215V93H214ZM228 94H229V93H228ZM228 94H227V95H228ZM233 94H234V93H233ZM233 94H232V95H233ZM259 94H262V93H259ZM47 95H48V94H47ZM61 95H62V94H61ZM76 95H77V94H76ZM126 95H127V94H126ZM137 95H138V94H137ZM137 95H136V97H137ZM215 95H217V94H215ZM230 95H231V94H230ZM232 95H231V97L236 96V95H233V96H232ZM239 95H237L236 97H237V98L240 97ZM44 96H45V95H44ZM55 96H56V95H55ZM57 96H58V95H57ZM77 96H78V95H77ZM77 96H76V97H77ZM111 96H112V95H111ZM120 96H121V95H120ZM123 96H124V95H123ZM138 96H139V95H138ZM164 96H166V95L164 94ZM164 96H162V97H164ZM171 96H172V94H171ZM244 96H243V99H244ZM262 96H263V98H264V95H262ZM25 97H26V96H25ZM37 97H38V96H37ZM45 97H46V96H45ZM76 97H75V98H76ZM105 97H106V96H105ZM181 97H182V96H181ZM185 97H186V96H185ZM214 97H215V96H214ZM216 97H217V96H216ZM228 97H229V95H228ZM228 97H227V98H228ZM5 98H7V97L5 96ZM5 98L1 100V103H2L3 105L0 104V106L2 105L3 107H5L4 105H7L8 102L13 101V100H12L13 97H12V99H10V101H9V100L7 101ZM14 98H17V97H14ZM47 98H48V97H47ZM51 98H53V97H51ZM55 98H57V97H55ZM82 98H81V102L83 101ZM157 98H158V97H157ZM160 98H161V97H160ZM204 98H205L206 100L209 99V98L207 99L206 97H204ZM204 98H202V101H203ZM211 98H212V97H211ZM237 98L234 99V100H235L234 105L236 104V102L239 103L238 100L236 101ZM45 99H46V98H45ZM53 99H54V98H53ZM137 99H138V98H137ZM238 99H240V98H238ZM243 99H242V100H243ZM26 100H27V99H25L24 97H23V98H20V97H19V99H16V100L14 99V101H15V102H18V103H21V102H23V103L25 102V103H26ZM49 100H51V99H49ZM75 100H76V99H75ZM78 100H79V98H78ZM78 100H76V101L78 102ZM105 100H106V98H105ZM213 100H214V99H213ZM216 100H217V99H215V101H216ZM230 100H231V98H230ZM234 100H232V101H234ZM259 100H260V99H259ZM71 101H72V99L69 100V102H71ZM76 101H75V102H76ZM102 101H103V102H102ZM109 101H110V100H109ZM109 101H108V102H109ZM202 101H201V102L198 101V102H199V103H202ZM208 101H209V100H208ZM211 101H212V100H210V104H212ZM215 101H214V102H215ZM218 101H220V100H218ZM232 101H231V102H232ZM27 102H28V101H27ZM61 102H62V101H61ZM61 102H60V104H61ZM63 102H65V101L63 100ZM69 102H67V103H69ZM182 102H183V100H182ZM204 102H207V101L204 100ZM231 102H230V103H231ZM240 102H241V101H240ZM259 102H260V101H259ZM262 102H264V100H262ZM38 103H39V102H38ZM65 103H66V102H65ZM73 103H74V100H73ZM82 103H83V102H82ZM171 103H172V102H171ZM184 103L186 104V102H184ZM208 103H209V102H208ZM70 104H71V103H70ZM74 104H75V103H74ZM106 104H107V103H106ZM160 104H161V103H160ZM190 104H191V103H190ZM192 104H193V103H192ZM192 104H191V105H192ZM205 104H206V103H205ZM205 104H204V106H206ZM252 104H253V102L250 103V105H252ZM260 104H261V103H260ZM16 105H17V104H16ZM38 105H39V104H38ZM66 105L70 106L69 104H66ZM80 105H82V104H80ZM170 105H171V104H170ZM182 105H183V103H182ZM191 105L188 104V105H186V106L189 107V106H191ZM198 105H199V104L197 103L196 106H198ZM202 105H203V104H202ZM202 105H199V106H202ZM224 105H225V103H224ZM231 105H232V104H231ZM231 105H229V106H231ZM234 105H232V106L234 107ZM2 106H1V107H2ZM8 106H9V105H8ZM27 106H28V105H27ZM83 106H84V105H82V107H81V106H79V107H81V109H83V108L85 107V106H84V107H83ZM165 106H166V105H165ZM194 106H195V105H194ZM199 106L193 109V111H194L195 113H193L192 111L190 112V110H191V107H190L189 112L192 113V115H194V117L190 114V116H192V117H191L192 119H190V120L188 119V121H192V122H193V121H195V119L198 120V121H201L202 119L210 118V116H211V120H212L213 117L217 115L215 112H218V111H217V110H219L218 108L222 107L223 105L220 106V105H216V103H215V108H214V107H211V106H210V107H207V106H206V107H201V108H199ZM232 106H231V107H232ZM240 106H241V103H240ZM247 106H248V105H247ZM1 107H0V110H1V111H4V110L1 109ZM23 107H24V106H23ZM23 107H20V109H19V113H18V114H23L26 110H28V109H24ZM70 107H71V106H70ZM74 107H75V106H74ZM79 107H77V108H79ZM86 107H89V106H86ZM130 107H131V106H130ZM166 107H167V106H166ZM166 107H165V108H166ZM168 107H169V105H168ZM172 107L174 108V106H172ZM184 107H185V106H184ZM192 107H193V105H192ZM216 107H217V109H216ZM225 107H226V106H225ZM225 107H224V108H225ZM231 107H230V108H231ZM233 107H232V108H233ZM245 107H246V106H245ZM245 107L242 108L243 111L245 110ZM248 107H249V106H248ZM255 107H256V106H255ZM255 107H253L254 110H255ZM259 107H261V106H259ZM41 108H42V107H40V109H41ZM169 108H171V107H169ZM213 108H214L215 112H213L214 110L212 111ZM224 108H223V109H224ZM227 108H228V104H227L226 109H227ZM250 108H251V107H250ZM253 108H252V109H253ZM5 109H6V108H5ZM31 109H32V108H31ZM72 109H73V107H72ZM88 109H89V110H88ZM88 109H87V108L84 109V112H85L86 115H89V116H91V115L93 116V113H97V116H99V115H102V114H104V113H109V112H110L109 107H107V109L104 107V110H105V111H104V110H101V111H100V110L94 111V110L91 109V107H89ZM93 109L96 110L97 108H95L94 105H93ZM152 109H153V108H152ZM155 109H156V108H155ZM159 109H161V108H159ZM167 109H168V108H167ZM171 109H172V108H171ZM171 109H170V110H171ZM220 109H221V108H220ZM223 109H221L219 112H221V113H220L221 116H222L223 114L226 116L225 113L228 112V111H227L228 109L226 110V112H222ZM233 109H234V111H235V110H236V107H234ZM29 110H30V108H29ZM33 110H34V109H33ZM38 110H39V109H38ZM129 110H130V108H129ZM139 110H140V109H139ZM164 110H165V109H164ZM183 110H184V109H183ZM185 110H186V107H185ZM224 110H225V109H224ZM35 111H36V110H35ZM51 111H52V110H51ZM140 111H141V110H140ZM160 111H161V110H160ZM162 111H163V110H162ZM162 111H161V113H163ZM174 111H176V110L174 109ZM174 111H173V109H172V112H174ZM187 111H188V110H187ZM236 111H237V110H236ZM236 111H235V112H236ZM31 112H32V111H31ZM39 112H40V111H39ZM80 112H81V111H80ZM134 112H136V111H134ZM138 112H139V111H138ZM167 112H170V114H171V111L167 110ZM176 112H177V111H176ZM219 112H218V113H219ZM229 112H231L230 109H229ZM237 112H238V111H237ZM252 112H253V111H252ZM259 112H260V111H259ZM2 113H4V112H2ZM25 113H26V112H25ZM178 113H179V112H178ZM232 113H234V112H232ZM241 113H242V112H241ZM241 113H240V114H241ZM250 113H251V112H250ZM250 113H249V115H250ZM18 114L15 113L14 115H18ZM68 114H69V112H68ZM132 114H133V109H132ZM168 114H169V113H168ZM175 114H176V113H174V116H175ZM181 114L183 115L182 112L180 113V115H181ZM228 114H229V113H228ZM237 114H238V113H237ZM255 114H256V113H255ZM258 114H260V113H258ZM37 115H38V113H37ZM70 115H72V117L74 116V114H69L68 116L70 117ZM94 115H95V114H94ZM135 115H136V113H134L133 116H135ZM163 115H164V114H163ZM171 115H172V114H171ZM171 115H170V116H171ZM180 115H179V117H180ZM182 115H181V116H182ZM218 115H219V114H218ZM232 115H233V114H232ZM234 115H235V114H234ZM261 115H262V114H261ZM7 116H8V115H7ZM19 116H20V115H19ZM21 116H22V115H21ZM25 116H26V114H25ZM111 116H112V115H111ZM170 116H169V118H170ZM174 116H173V117H174ZM176 116H178V114H176ZM176 116L174 117V120L177 118ZM239 116H240V115H239ZM5 117H6V116L4 115V118H5ZM10 117H11V116H10ZM17 117H18V116H17ZM95 117H96V116H95ZM109 117H110V116H109ZM136 117H137V116H136ZM164 117H165V116H164ZM167 117H168V116H167ZM167 117H165V118H167ZM183 117L185 118L186 116H183ZM196 117H197V118H196ZM263 117H264V116H263ZM1 118H3V117H1ZM6 118H7V117H6ZM14 118H15V117H14ZM19 118H21V117H19ZM32 118H33V117H32ZM73 118H74V117H73ZM73 118H72V119H73ZM99 118H100V117H99ZM110 118H113V117H110ZM115 118H116V117H115ZM149 118H150V117H149ZM149 118H148V119H149ZM165 118H163V119H165ZM181 118H182V117H181ZM181 118H179V119L181 120ZM194 118H195V119H194ZM257 118H258V117H257ZM16 119H17V118H16ZM97 119H98V118H97ZM113 119H114V118H113ZM113 119H112V120H113ZM145 119H146V118H145ZM171 119H173V118L171 117ZM182 119H183V118H182ZM185 119H186V120H185L186 122H185V121H184V122H185L186 125H188L189 123L187 122V118H185ZM261 119H262V117H261ZM4 120H5V119H4ZM67 120H68V118H67ZM70 120H71V119H70ZM70 120H68V121H70ZM95 120H96V119H95ZM98 120H99V119H98ZM114 120H115V119H114ZM114 120H113L112 122H114ZM137 120H138V119H137ZM168 120H170V119H168ZM183 120H184V119H183ZM211 120H210V121H211ZM259 120H260V119H259ZM11 121H12V120H11ZM93 121H94V120H93ZM93 121H92V122H93ZM146 121H147V120H146ZM151 121H152V120H151ZM151 121H150V122H151ZM260 121L263 122L262 120H260ZM260 121H259V122H260ZM72 122H73V121L71 120L69 123H72ZM74 122H75V121H74ZM92 122H91V123H92ZM105 122H106V121H105ZM141 122H142V121H141ZM164 122H165V121H164ZM175 122H178V120H176ZM184 122H183V124H181V122H180V123L178 122L179 126H180V125H181V126L183 125L182 127L185 128V124H184ZM246 122H247V121H246ZM249 122H250V120H249ZM2 123H3V122H2ZM7 123H8V121H7ZM19 123H20V122H19ZM93 123H94V122H93ZM172 123H173V121H171L170 125H171ZM187 123H188V124H187ZM195 123H196V122H195ZM195 123H194V125H195ZM213 123H214V122H213ZM227 123H228V122H227ZM227 123L224 122V124H226V125L223 124V127L227 126ZM256 123H258V122H256ZM54 124H55V123H54ZM139 124H140V123H139ZM167 124H168V123H167ZM167 124H165V125H167ZM173 124H174V123H173ZM216 124H217V123H216ZM220 124L222 125V122H221V123H218V127H219V126L222 127ZM248 124H249V123H248ZM248 124L246 123L245 125L247 126ZM260 124H261V123H260ZM263 124H264V122H263ZM1 125H2V124H1ZM69 125H70V124H69ZM88 125H90V127H91V126H92V127L94 126V125H92V124H88ZM137 125H138V124H137ZM155 125H156V123H155ZM155 125H154V128H155ZM160 125H161V124H160ZM168 125H169V124H168ZM168 125H167V126H168ZM170 125H169V127H172V126H170ZM174 125H175V124H174ZM176 125H177V124H176ZM176 125H175V126H176ZM189 125H191V123H190ZM198 125H199V124H198ZM231 125H232V124H231ZM234 125H235V124H234ZM234 125H233V128H235V127L237 126V125H236V126L234 127ZM250 125H251V124H250ZM250 125H248V126H250ZM258 125H259V123H258ZM261 125H262V124H261ZM79 126H80V125H79ZM146 126H147V125H146ZM161 126H164V125H161ZM167 126H166V127H167ZM175 126H174V127H175ZM181 126H180V127H181ZM196 126H197V125H196ZM211 126H215V125H211ZM262 126H263V125H262ZM262 126H260V127H262ZM1 127H2V126H1ZM55 127H56V126H55ZM92 127H91V128H89V127H83L82 129H79V130H80V137H81L82 142H81V143H78V142H77L78 144H77V143H76V144L73 143V144H71L72 146L69 145L70 148L72 147V148H73V151H75V152H73V151H72V152L75 153V154H77V156H83V155H86L87 153L90 152V150H91V151L93 150V149H92L93 146H95L96 144L98 145V144L101 142V140H99V141H100L99 143L94 141V139H96V138L98 137V136H97L98 133L102 135V134H104L106 131H107L108 133H109V131H110V129H109V128L107 129L106 127H105V128L107 129L106 131H105V129L102 128V127H101L102 130H101V128H99V127H95V126H94V127H93L94 129H92ZM142 127H143V126H142ZM149 127H150V126H149ZM166 127H165V128H166ZM169 127H168V128H169ZM174 127H172L171 129H173ZM191 127H193V126H191ZM216 127H217V126H216ZM258 127H259V126H258ZM115 128H116V130H117L116 132L118 133L119 128H118V129H117V127H115ZM115 128H114V129H115ZM122 128H123V127H122ZM165 128H164V129H165ZM177 128H179V127H177ZM189 128H190V127H187L188 130H189ZM229 128H230V127H229ZM245 128H248V127H245ZM250 128H252V126H251ZM65 129H66V128H65ZM103 129H104V130H103ZM112 129H113V126H112ZM114 129L112 130L113 132L115 131ZM126 129H127V128H126ZM181 129H182V128H181ZM191 129H192V128H191ZM205 129H206V128H205ZM214 129H215L214 131H217V132H216L217 134H216V138H215V139L212 138L213 134H214V136H215V132L213 131L214 133H213V134L211 133L212 135H210V133L208 132L209 135L211 136V139L217 141L216 139H217V137H218V138H220L219 140H221V137H223L224 135L220 137L219 134H222V133H219V129H218V128H217V130H216V128L214 127ZM225 129H226V128H225ZM225 129H223V128L221 129V128H220V132H221V130H224V131H225ZM227 129H228V128H227ZM235 129H236V128H235ZM69 130H70V129H69ZM108 130H109V131H108ZM138 130H140V129H138ZM168 130H169V129H168ZM174 130H175V128H174ZM177 130H178V131H177ZM177 130H176L175 133H174L175 136H177L178 138H180V139L183 140V144H180V146H178L179 149H181V150H185L186 152H192L193 157H195V155L198 154V158H200V157H199V153H197V152H199V151H198V148H197V147H198L197 145L200 144V143H196V144H197V145H196V144H195V139H199V136H200V138H201L202 141L204 140L203 137H205V139H209V138H208V136H209L208 133L204 136V133H203V135H202V133L199 134V133H195V132L193 131L195 134H194L193 136H188L186 133L183 134V131H181V132H182V133H181V132L179 131V129H177ZM185 130H186V129H185ZM247 130H250V129H247ZM262 130H264V129H262ZM104 131H105V132H104ZM142 131H143V130H140V133H141ZM144 131H145V130H144ZM159 131H160V130H159ZM199 131H200V130H199ZM224 131H223V132H224ZM232 131H233V130H232ZM17 132H19V131H17ZM64 132H65V131H64ZM71 132H73V131H71ZM74 132H75V131H74ZM77 132H79V131L77 130ZM116 132H114V135H115ZM138 132H139V131H137V130L134 131L135 134H139ZM145 132H146V131H145ZM145 132H142V133H141V138H139L138 136H136V137H138V138L140 139V141L142 140V141L144 142L143 144H146V145H147L146 148H143L140 144H138L140 147H136V148H134L135 150H134L133 153H137V156H138L139 158H142V159L139 160V162L137 161V162H138V165H137V166H139V164H140L141 166H143L141 162H144V161H148V162H150V163L145 162L144 164H146V165H147V164H151V165H153V164L155 163V166L150 167V168H154V167H155V169H156V173H157V174H156L157 176H156V175H155V176L157 177V179L159 178L158 181H161L162 184H163V183H164V182H163L164 179H165V178L168 179V176L170 177V174H172L171 172H173V174H176L175 172H177V169H176V171L174 172V169L172 168V167H174L173 165H175L176 163L179 162L178 157H176V152H175V150H176L177 147L170 146V145H166V144H165V145H159V143L156 142V141H159V140H157L159 137H157V139L154 140L153 137H150V136L146 135V137L144 138L143 136H145V134H147V132H146V133H145ZM188 132H189V131H188ZM200 132H202V130H201ZM108 133H106V134L108 135ZM117 133H116V134H117ZM119 133H120V132H119ZM119 133H118V134H119ZM127 133H128V132H127ZM127 133H126V134H127ZM143 133H145V134L143 135ZM160 133H162V130H161ZM252 133H253V132H252ZM259 133H261V131H259ZM259 133H258V134H259ZM1 134H2V133H1ZM3 134H4V132H3ZM68 134H69V133H68ZM78 134H79V133H78ZM95 134H96V135H95ZM99 134H98V135H99ZM109 134L112 135L113 133L110 132ZM123 134H124V132H122V136H123ZM94 135L97 136V137L94 138V137H93ZM107 135H106V136H107ZM153 135H154V134H153ZM197 135H199V136H197ZM229 135H230V134H229ZM233 135H234V134H233ZM259 135H260V134H259ZM6 136H7V135H6ZM68 136H70V135H68ZM71 136H72V135H71ZM117 136H118V135H117ZM117 136H115V137H117ZM119 136H120V138H122L121 135H119ZM119 136H118V137H119ZM124 136H125V135H124ZM124 136H123V139H122V140L126 141L127 138H128V136H127V137H124ZM132 136H135V135L132 134ZM156 136H157V135H156ZM162 136H163V134H162ZM210 136H209V137H210ZM214 136H213V137H214ZM236 136H237V135H236ZM262 136H263V133H262ZM25 137H26V136H25ZM63 137H64V135H63ZM101 137H102V136H100L98 139H100ZM108 137H109V135H108ZM110 137L113 138V136H110ZM110 137H109V139H110ZM6 138L8 139L9 137H6ZM112 138H111V139H112ZM154 138H155V137H154ZM7 139H6V140H7ZM19 139H21V138H19ZM26 139H27V138H26ZM26 139H25V140H26ZM79 139H80V138H79ZM98 139H97V141H98ZM101 139H102V138H101ZM105 139H106V138H105ZM105 139H103V140H105ZM262 139H263V138H262ZM4 140H5V137H4ZM71 140H72V138H71ZM103 140H102V141H103ZM107 140H108V139H107ZM112 140H113V139H112ZM115 140H116V138H115ZM160 140H161V139H160ZM201 140H200V142H201ZM228 140H229V138H228ZM73 141H74V140H73ZM78 141H79V140H78ZM162 141H163V139H162ZM197 141H198V140H197ZM209 141H210V139H209ZM211 141H212V140H211ZM215 141H214V142H215ZM258 141H259V140H258ZM4 142H5V141H4ZM27 142H29V141H27ZM135 142H136V141H135ZM198 142H199V141H198ZM214 142H211V145H213L212 143H214ZM262 142H263V143H262ZM9 143H10V142H9ZM126 143H127V144H126V146H127L126 149L128 150V153H129V152L131 151V146H132L133 144H132V142H128V140L126 141ZM138 143H139V142H138ZM140 143H142V142H140ZM161 143H162V142H161ZM223 143H224V142H223ZM17 144H18V142H17ZM209 144H210V143H209ZM216 144H218V143H216ZM258 144H259V143H258ZM260 144H263V145H262V147H263V146H264V140H263V141L261 140ZM23 145H24V144H23ZM100 145H101V143H100ZM100 145H99V146H100ZM214 145H215V144H214ZM214 145H213V146H214ZM220 145H221V144H220ZM63 146H64V144H63ZM65 146H66V145H65ZM213 146H212V147H213ZM20 147H22V146H20ZM106 147H107V146H106ZM225 147H226V146H225ZM254 147H256V146H254ZM3 148H4V147H3ZM17 148H18V147H17ZM35 148H36V147H35ZM68 148H69V147H68ZM70 148H69V149H70ZM97 148H98V147H97ZM97 148H96V150H95V151L93 152V154H92V156H93L94 159H96V158H103V159H106V160L108 159V160H109V159H111V158H113V157H114V158L117 157L118 159H119V158H120V159L122 158V154H123L122 151H120V152L117 151V152H116V151L111 150V149H105V148H104V149H101L100 147H99L100 149L97 150ZM9 149H10V148H9ZM21 149H22V148H21ZM66 149H67V148H66ZM262 149H263V148H262ZM262 149H261V150H262ZM2 150H4V149H2ZM71 150H72V149H71ZM227 150H228V149L226 148V151H227ZM216 151H217V150H216ZM216 151H215V152H216ZM220 151H221V150H220ZM222 151H223V150H222ZM230 151H233V150H230ZM249 151H250V150H249ZM2 152H3V151H2ZM25 152H26V151H25ZM51 152H52V151H51ZM65 152H66V151H65ZM67 152H68V151H67ZM70 152H71V151H70ZM70 152H69V154H70ZM72 152H71V153H72ZM178 152H181V151H178ZM224 152H225V151H224ZM224 152H223V153H220L219 150H218V153H220V156H219V154H218V158L215 157V153H214V158L217 159V160L214 159V160H216V161H215L216 164L219 163L220 160L225 161L224 159H227V158H225V157H228V155H229V158L231 157L232 152H230L231 155L228 154L229 151H228V153H227L226 155H223ZM239 152H240V151H239ZM257 152H258V151H257ZM196 153H197V154H196ZM216 153H217V152H216ZM9 154H10V151H9ZM52 154H53V153H52ZM190 154H191V153H190ZM33 155H34V154H33ZM33 155H32V156H33ZM87 155H89V154H87ZM87 155H86V156H87ZM185 155H186V154H185ZM216 155H217V154H216ZM32 156H31V157H32ZM50 156H51V158H52V155H50ZM45 157H46L49 161L51 160V158L49 157L48 154H47V156H45ZM54 157H55V156L53 155V158H54ZM84 157H85V156H84ZM125 157H126V156H125ZM189 157H190V156H189ZM196 157H197V156H196ZM79 158H80V157H78V159H79ZM191 158H192V157H191ZM198 158H197V159H198ZM219 158H220V159H219ZM221 158H222V159H221ZM223 158H224V159H223ZM229 158H228V159H229ZM31 159H32V158H31ZM181 159H182V158L180 157V160H181ZM185 159H186V158H185ZM187 159H188V157H187ZM187 159H186V161H187ZM194 159H195V158H194ZM228 159H227L226 161H228ZM55 160L57 161L58 159H54V160H52V162L55 161ZM111 160H112V159H111ZM137 160H138V159H137ZM195 160H196V159H195ZM232 160H233V159H232ZM255 160H256V159H255ZM261 160H262V159H261ZM33 161H34V158H33V160H30V163H29V160H27V159L25 160V163H24L25 170H28V171L30 170V171H31V170H32V165H33L34 163H35L34 165L38 167L37 164H40V163H38V161H37V164H36V162H35V161L33 162ZM78 161H79V163H80V160H78ZM94 161H95V163H96V160H94ZM94 161H93V162L91 161V162L94 163ZM132 161H133V159H132ZM135 161H136V160H135ZM169 161H171V162H173V163H170V164H169ZM182 161H185V160H182ZM182 161H181V162H182ZM188 161H189V160H188ZM188 161H187V162H188ZM197 161H199V160H197ZM217 161H218V162H217ZM226 161H225V162H226ZM235 161H236V160H235ZM256 161L258 162V163H257V168H258V164H259L260 159H259V161H258V160H256ZM256 161H255V162H256ZM50 162H51V161H50ZM58 162H60V161H58ZM105 162H107V161H105ZM181 162H180V163H181ZM205 162L208 163V160L203 161V163H205ZM213 162H214V161H213ZM215 162H214V163H215ZM225 162H224V163H225ZM233 162H234V161H233ZM261 162H262V161H261ZM261 162H260V164L264 163V162H262V163H261ZM1 163H3V162H1ZM1 163H0V164H1ZM56 163H57V162H56ZM62 163H63V162H62ZM84 163H86V162H84ZM129 163H130V162H129ZM133 163H134V162H133ZM180 163H178V164L180 165V167H182ZM214 163H212V165H213ZM224 163L222 162V163H219V164L222 165V164H224ZM47 164H48V162H47ZM49 164H50V163H49ZM64 164H65V163H64ZM73 164H74V163H73ZM86 164L89 165V163H86ZM136 164H137V163H136ZM136 164H135V165H136ZM183 164H184V163H183ZM216 164H214V166H216ZM40 165H41V164H40ZM84 165H85V164H84ZM90 165H91V164H90ZM93 165L95 166V164H93ZM129 165H130V164H129ZM135 165H134V166H135ZM176 165H177V164H176ZM176 165H175V167H176V168H179V167H177ZM184 165H185V164H184ZM193 165H194V162H193ZM198 165L200 166V164H198ZM198 165H197V167H198ZM35 166H33V167H35ZM217 166H219V165H217ZM228 166H229V165H228ZM255 166H256V164H255ZM37 167H36V170L39 169V168H37ZM40 167H41V166H40ZM88 167H89V166H88ZM88 167H87V168H88ZM91 167H93V166L91 165ZM185 167H186V169L189 168L187 165H186ZM222 167H225V164H224V166H222ZM259 167H261V166H259ZM262 167H263V164H262ZM72 168H73V167H72ZM76 168H77V167H76ZM106 168H107V167H106ZM112 168H114V167H112ZM112 168H111V169H112ZM117 168L119 169V167H117ZM192 168L194 169L195 167L193 166ZM218 168H219V167H218ZM220 168H221V167H220ZM33 169H34V168H33ZM92 169H93V168H92ZM94 169H95V167H94ZM97 169H98V167H97ZM124 169H125V167H124ZM131 169H132V168H131ZM135 169H136V166H135ZM155 169H154V171H155ZM258 169H259V168H258ZM258 169H257V170H258ZM263 169H264V167H263ZM73 170H75V169H73ZM76 170H77V171H75V172H79V171H80V173H81V170H79V171H78V169H76ZM88 170H90V167L88 168ZM113 170H114V169H113ZM119 170H120V169H119ZM121 170L123 171V169H121ZM197 170H198V173H199V172H200V169L197 168ZM197 170H196L195 172H197ZM225 170H226V169H224V171H225ZM227 170H228V169H227ZM255 170H256V169H255ZM32 171H33V170H32ZM94 171H95V170H94ZM109 171H110V170H109ZM154 171H153V172H154ZM188 171H189V170H188ZM201 171H202V170H201ZM228 171H229V170H228ZM230 171H231V170H230ZM259 171H260V173H261V170H259ZM33 172H34V174H35L36 171H33ZM38 172H39V171H38ZM91 172H92V171H91ZM104 172H105V173H104ZM104 172H103V173L106 174V170H105ZM110 172H111V171H110ZM110 172H109V173H110ZM117 172H118V171H117ZM132 172H133V169H132ZM190 172H191V170H190ZM225 172H226V171H225ZM85 173H86V172H85ZM107 173H108V172H107ZM135 173H140V171H139V172L135 171ZM149 173H150V172H148L147 174H149ZM198 173H197V174H198ZM202 173H203V172H202ZM219 173H220V172H219ZM133 174H134V173H133ZM154 174H155V173H154ZM173 174H172V175H173ZM199 174H201V173H199ZM216 174H217V173H216ZM263 174H264V173H263ZM39 175H40V173H39ZM97 175H98V174H97ZM101 175H102V174H101ZM135 175H136V174H135ZM151 175H152V173H151ZM190 175H191V173H190ZM226 175H227V174H226ZM37 176H38V175H37ZM37 176H35V177L37 178ZM40 176L42 177V175H40ZM44 176H45V174H44ZM92 176H93V175H92ZM92 176H91V177H92ZM94 176H96V175H94ZM126 176H127V175H126ZM173 176H175V175H173ZM4 177H5V174H4ZM106 177H107V176H106ZM124 177H125V176H124ZM128 177H129V176H128ZM136 177H137V176H136ZM260 177L262 178L263 175H261ZM151 178H152V176L150 177V179H151ZM175 178H179V177H175ZM183 178H184V177H183ZM200 178H201V177H200ZM203 178H204V180H207V179H205V177H203ZM38 179H39V176H38ZM42 179H44V178H42ZM146 179H147V178H146ZM195 179H197V178H196V175H195ZM40 180H41V178H40ZM50 180H52V177H51V179L49 178L48 181L50 182ZM147 180H148V179H147ZM168 180H169V179H168ZM185 180L187 181L188 179H185ZM198 180H201V179H198ZM149 181H150V180H149ZM170 181H171V180H170ZM186 181H185V182H186ZM190 181H191V180H190ZM190 181L188 180V182H190ZM194 181H195V180H194ZM201 181H203V180H201ZM263 181H264V180H263ZM263 181H262V182H263ZM146 182H147V181H144V185H143L142 188H141V187L138 188V189H141L140 191L143 190V193L140 192V193L143 194V196H144V194H146V193H149L150 195L153 194V193H152V191H153V190H152L153 186L151 185L152 182H150V184H149V182H147V183H146ZM166 182H167V181H166ZM168 182H169V181H168ZM203 182H204V181H203ZM51 183H52V182H51ZM102 183H103V182H102ZM157 183H159V182H157ZM157 183H156V185H157ZM200 183H201V182H198V185H199ZM263 183H264V182H263ZM263 183H262V186L264 185ZM99 184H101V183H99ZM99 184H98V185H99ZM118 184H119V183H118ZM181 184H182V183H181ZM188 184H189V183H188ZM190 184H191V183H190ZM190 184H189V185H190ZM153 185H154V184H153ZM160 185H161V184L159 183V187H160ZM164 185H165V184H164ZM164 185H162V186L164 187ZM201 185H202V183H201ZM209 185H210V183H209ZM40 186H42V185H40ZM43 186H44V185H43ZM101 186H102V185H101ZM105 186H106V185H105ZM167 186H168V184H167ZM196 186H197V185H196ZM206 186H207V185H206ZM44 187H45V186H44ZM92 187H93V186H92ZM94 187H95V186H94ZM138 187H139V186H138ZM163 187H162V189H164ZM203 187H204V186H202V188H203ZM207 187H208V186H207ZM46 188H49V186H48V187H45V191L47 190ZM200 188H201V187H200ZM200 188H199V189H200ZM202 188H201V189H202ZM158 189H160V188H158ZM186 189H187V187H186ZM201 189H200V190H201ZM204 189H206V188H204ZM260 189H261V187H260ZM41 190H42V188H41ZM41 190H39L38 192H40V193L42 194V192H44V190H43L42 192H41ZM49 190H50V189H49ZM49 190H48V191H49ZM182 190H184V189H182ZM188 190H189V189H188ZM202 190H203V189H202ZM101 191L103 192L104 190H101ZM158 191H160V190H158ZM186 191H187V190H186ZM198 191H199V190H198ZM153 192H154V191H153ZM160 192H161V191H160ZM166 192H167V191H166ZM169 192H170V191H169ZM188 192H189V191H188ZM35 193H36V191H35ZM44 193H45V192H44ZM103 193H104V192H103ZM135 193H136V192H135ZM186 193H187V192H186ZM223 193H224V192H223ZM260 193L262 194V191H260ZM36 194H38V193H36ZM107 194H108V197H109V194H110V193H107ZM129 194H131V192H130ZM137 194H138V193H137ZM142 194H141V195H142ZM163 194H164V193H163ZM165 194H166V193H165ZM187 194H188V193H187ZM202 194H203V193H202ZM204 194H205V192H204ZM226 194H227V193H226ZM261 194H259V196H260ZM38 195H39V194H38ZM113 195L115 196V194H113ZM138 195H139V194H138ZM157 195H158V194H157ZM167 195L169 196V195H171V194H170V193H167L166 196H167ZM185 195H186V194H185ZM205 195H206V194H205ZM262 195H263V194H262ZM39 196L41 197V195H39ZM126 196H127V195H126ZM134 196H135V195H134ZM166 196H165V197H166ZM199 196H201V193H200V195L198 194V197H199ZM110 197H113V196L110 195ZM136 197H137V196H136ZM159 197H161V194H160ZM228 197H229V196H228ZM262 197H264V196H262ZM262 197H260V199H261ZM43 198H44V197H43ZM117 198H118V197H117ZM223 198H224V199H228L227 197L225 198L224 196L222 197V199H223ZM111 199H112V198H111ZM111 199H110L109 201H111ZM115 199H116V197H115ZM164 199H165V198H164ZM164 199H162V201H163ZM188 199H189V198H188ZM199 199H200V198H199ZM231 199H232V197H231ZM258 199H259V198H258ZM2 200H3V199H2ZM116 200H120V199H116ZM127 200H128V199H127ZM135 200H136V199H135ZM193 200H194V199H193ZM195 200H196V198H195ZM45 201H46V200H45ZM48 201H49V199H48ZM48 201H47V202H48ZM93 201H94V200H93ZM102 201H103V200H102ZM133 201H134V200H133ZM153 201H155V199H153ZM200 201H201V200H200ZM202 201H203V200H202ZM234 201H235V200H233V203H234ZM5 202H6V201H5ZM87 202H88V201H87ZM105 202H106V201H105ZM112 202H113V199H112ZM165 202H166V201H165ZM205 202H206V201H205ZM224 202H226V201H224ZM231 202H232V201H231ZM45 203H46V202H45ZM150 203H151V201H150ZM150 203H149V204H150ZM155 203H157V202H155ZM194 203H195V202H194ZM120 204H121V203H120ZM145 204H146V203H145ZM152 204H154V202H153ZM195 204H196V203H195ZM209 204H211V203H209ZM231 204H232V203H231ZM231 204H230V205H231ZM104 205H105V204H104ZM104 205H103V206H104ZM121 205H122V204H121ZM150 205H151V204H150ZM195 206H196V205H195ZM198 206H199V205H198ZM223 206L225 207V205H223ZM232 206H233V205H232ZM234 206H235V205H234ZM234 206H233L232 208H234ZM147 207H148V205H147ZM200 207H201V206H200ZM117 208H118V207H117ZM196 208H197V206H196ZM232 208H231V209H232ZM90 209H91V208H90ZM205 209H206V208H205ZM208 209H209V208H208ZM225 209H228V208L225 207ZM225 209H224V210H225ZM87 210L89 211L88 208H87ZM149 210H150V209H149ZM151 210H152V209H151ZM206 210H207V209H206ZM224 210H223V211H224ZM232 210H233V209H232ZM25 211H26V210H25ZM120 211H122V210H120ZM226 211H227V210H226ZM3 212H4V211H3ZM27 212H28V211H27ZM49 212H50V211H49ZM49 212H48V213H49ZM144 212H145V211H144ZM211 212H213V211H211ZM228 212H229V211H228ZM236 212H237V211H236ZM21 213H23V212L21 211ZM34 213H35V212H34ZM207 213H208V210H207L206 212L202 213V214H201L202 216L200 215V216H201V220H203L202 218H204L205 220H207V219H208L207 217H211V216H208ZM142 214H143V213H142ZM235 214H236V213H235ZM14 215H15V214H14ZM24 215H25V214H24ZM27 215H28V214H27ZM38 215H39V214H38ZM236 215H237V214H236ZM21 216H22V215H21ZM34 216H35V214H34ZM45 216H46V215H45ZM230 216H232V215H230ZM233 216H234V215H233ZM233 216H232V217H233ZM238 216H239V214H238L237 217H235V218H238ZM256 217H257V216H256ZM23 218H24V217H23ZM27 218H28V217H27ZM27 218H26V219H27ZM30 218H31V217H30ZM72 218H73V215H72L71 219H72ZM206 218H207V219H206ZM2 219H3V218H2V214H0V220H2ZM34 219H35V218H34ZM42 219H44V218H42ZM53 219H54V218H53ZM53 219H52V220H53ZM226 219H227V218H226ZM229 219H230V218H229ZM229 219H228V221H229V223H230V220H229ZM261 219H262V221H263V218H261ZM11 220H12V219H11ZM47 220H48V219H47ZM243 220H244V222H245V219H243ZM23 221H24V220H23ZM38 221H39V220H38ZM146 221H147V220H146ZM171 221H172V220H171ZM208 221H209V220H208ZM224 221H225V219H224ZM60 222H61V221H60ZM88 222H89V226H91V227H99V224H100V225H105L104 222H107V221H103L102 219L98 218V219H91V220H88ZM226 222H227V221H226ZM231 222H232V221H231ZM235 222H236V221H235ZM55 223H56V221L54 222V224H55ZM203 223H204V222H203ZM242 223H243V221H242ZM245 223H246V222H245ZM11 224H13V225H10V228H11V227L14 228L16 222L13 221V223H11ZM60 224H61V223H60ZM67 224H68V223H67ZM110 224H111V223H110ZM212 224H213V223H212ZM262 224H263V223H262ZM58 225H59V224H58ZM206 225H207V224H206ZM218 225H219V224H218ZM224 225H225V224H224ZM226 225H228V224H226ZM259 225H260V224H259ZM263 225H264V224H263ZM51 226L53 227V231H55L54 228H55L56 225L53 226V224H52ZM51 226H50V227H51ZM64 226H65V224H64ZM108 226H109V225H108ZM113 226H114V225H113ZM207 226H208V225H207ZM234 226H235V225H234ZM261 226H262V225H261ZM261 226H260V227H261ZM57 227H58V226H57ZM67 227H68V226H67ZM105 227H106V226H105ZM124 228H125V227H124ZM164 228H165V227H164ZM247 228H248V227H247ZM250 228H253V227H250ZM255 228H256V226H255ZM258 228H259V227H258ZM102 229H103V226H102ZM106 229L109 230V227H107ZM128 229H129V228H128ZM168 229H169V228H168ZM173 229H175V227H174ZM213 230H215V229H213ZM218 230H219V229H218ZM260 230H264V226H263V228L260 229ZM171 231H172V230H171ZM171 231H170V232H171ZM175 231H176V230H175ZM175 231L173 230V232H175ZM216 231H217V230H216ZM219 231H220V230H219ZM224 231H225V230H224ZM17 232H18V231H17ZM214 232H215V231H214ZM226 232H227V231H226ZM236 232H237V231H236ZM236 232H235V233H236ZM241 232H242V231H241ZM246 232H247V231H246ZM246 232H245V234H247ZM248 232H249V230H248ZM25 234H26V233H25ZM54 234L58 235L60 239L62 238L63 242H66V241H65V238L63 237V233H59V232L55 231ZM118 234H119V233H118ZM118 234H117V235H118ZM121 234H122V233H121ZM175 234H176V233H175ZM220 234H221V231H220ZM220 234H218V235H220ZM230 234L232 235V233H230ZM230 234H229V235H230ZM239 234H240V232H239ZM261 234H262V233H261ZM169 235H170V234H169ZM172 235H173V233H172ZM214 235H215V234H214ZM231 235H230V237H228V236H227V237H228V238H231ZM262 235H263V234H262ZM44 236H45V235H44ZM66 236H67V235H66ZM120 236H123V235H120ZM215 236H216V235H215ZM238 236H239V235H238ZM257 236H258V235H257ZM54 237H55V236H54ZM221 237H222V234H221ZM224 237H225V236H224ZM233 237H234V236H232V238H233ZM243 237H244V235H243ZM259 237H260V236H259ZM263 237H264V236H263ZM214 238H215V237H214ZM228 238H226L227 241H226L224 238H223L222 240L225 241V242H229V241H228ZM49 239H50V238H49ZM215 239H216V238H215ZM220 239H221V238L216 239V241H214V243L212 244V245H213V248H212V247H211V249L207 248V247H209L210 245L207 246L206 244H205L206 246H204L203 248L206 247L207 249H209V250H206V251H209V252H212L213 250L215 251V246H214V244H215V242H219ZM245 239H246V242L244 241V245H245V247H247V249L250 250V245H251V244H250V241H249V239H248L247 237H246ZM256 239H257V238H256ZM256 239H254V241H256ZM261 239H262V238H261ZM50 240H51V239H50ZM72 240H73V238H72ZM77 240H78V241H82V239H80V238H78ZM124 240H126V238H125ZM171 240H172V239H171ZM201 240H202V239H201ZM206 240H207V239H206ZM206 240H205V241L202 240L201 243L207 242ZM229 240L231 241L230 243H231L232 245H227V246H226L227 248L225 247V249H224L223 247H221V246L219 245V246L221 247V249L223 248L222 250H220V251H222V253L220 252L221 255H220L219 257H217V256H216V257L213 256V254H212V253L214 252V251H213L212 253H210V254H211V255L209 256L210 258L208 257V255H207V257H206V254H205V255H204L205 258L202 257V258H204V260H201V262H199V263H200V264H241L240 261L242 260V256H240V258H241V260H240L239 257H238L239 254H237L238 252H235L236 250H235V251L232 250V252H231L230 248H231V246L234 247L235 244H233L234 241H233L232 239H229ZM234 240H235V239H234ZM240 240H241V239H240ZM250 240H251V239H250ZM129 241H130V240H129ZM172 241H173V240H172ZM172 241H171V242H172ZM212 241H213V240H210V242H209V241H208V242L211 243ZM232 241H233V243H232ZM254 241H253V243H254ZM260 241H261V240L259 239V241H257V242L260 243ZM21 242H22V241H21ZM51 242H52V241H51ZM72 242H73V241H72ZM82 242H83V241H82ZM208 242H207V244H208ZM220 242H221V241H220ZM238 242H239V241H238ZM238 242L235 241V243L239 245ZM196 243H197V244H201L200 241H199V242H196ZM263 243H264V239H263V242L261 241L262 246H263ZM223 244H225V243H223ZM261 244H260V245H261ZM19 245H20V244H19ZM49 245H50V243H49ZM188 245H190V244H188ZM188 245H187V246H188ZM238 245H236L235 248H233V249H236ZM252 245H253V244H252ZM260 245H259V246H260ZM37 246H38V245H37ZM174 246H175V245H174ZM190 246H191V245H190ZM216 246H217V243H216ZM222 246H223V245H222ZM228 246H229V247H228ZM254 246H255V245H254ZM254 246H253V248H254ZM256 246H258V245H256ZM262 246H261V247H262ZM63 247H64V245H63ZM195 247H196V246H195ZM43 248H44V247H43ZM43 248H42V249H43ZM180 248H181V247H179V251H181V249H182V248H181V249H180ZM186 248H187V250H188V247H186ZM203 248H202V249L200 248V249H201L200 252H203ZM228 248H229V250H228ZM62 249H64V248H62ZM80 249H81V247L78 248V250L76 251V253H75L74 255L66 254V253H65L66 250H65V251L59 250V251H58L57 253H55V254L49 252L48 255L43 256V257H40V261H41V263H39V264H49V263H50L49 261H52V260H54V261H58V260H60V261H63V260H72L73 258H74L76 261H78V260L82 261L83 259H82V254H81ZM192 249H193V248H192ZM212 249H213V250H212ZM226 249H227L228 251H226ZM231 249H232V248H231ZM255 249H260V248H255ZM255 249H254V250H255ZM44 250H45V249H44ZM48 250H49V249H48ZM171 250L174 251V253L172 252L173 255L177 252V250L175 251V249H173V247H172ZM171 250H169V251H171ZM184 250H185V249H184ZM184 250H183V251H184ZM190 250H191V249H190ZM211 250H212V251H211ZM223 250H225L226 252L224 251V253H223ZM249 250H248V251H249ZM260 250H261V249H260ZM25 251H26V250H25ZM179 251H178V252H179ZM183 251H182V252H183ZM185 251H186V250H185ZM195 251H196V250H195ZM27 252H28V251H27ZM192 252H194V251H192ZM197 252H198V251H197ZM197 252H194V253L197 254ZM200 252H199V253H200ZM29 253H30V251H29ZM167 253H168V252H167ZM180 253H181V252H180ZM261 253H263V255H261ZM56 254H59V255H56ZM124 254H125V253H124ZM208 254H209V253H208ZM250 254L252 255L251 252H250ZM170 255H172L171 252H170ZM179 255H180V254H179ZM184 255H186V257H184V259L187 258V254H185V252H184L183 256H184ZM192 255H193V253H192ZM251 255H250V256H251ZM260 255L263 256V258H262L263 260L261 259L262 262H261V261H260V262L264 264V250H263V252L260 251ZM168 256H169V255H168ZM174 256H176V254H175ZM174 256H173V257H174ZM212 256H213V258H212ZM245 256H246V255H245ZM247 256H249V254H248ZM252 256H253V255H252ZM164 257H165V256H164ZM195 257H196V256H195ZM214 257H215V258H214ZM10 258H11V257H10ZM245 258H246V257H245ZM248 258H249V257H248ZM248 258H247V259H248ZM168 259H169V258H168ZM172 259H173V258H172ZM131 260H132V259H131ZM169 260H171V259H169ZM193 260H195V259H193ZM196 260H197V259H196ZM238 260H239V261H238ZM250 260H252V259H250ZM258 260H260V258H259ZM54 261H53V262H54ZM80 261H78V262H80ZM252 261H253V260H252ZM256 261H257V260L251 262V264L260 263V262H256ZM38 262H39V261H38ZM38 262H37V263H38ZM53 262H52V263H53ZM83 262H85V261H83ZM184 262H186V260H185ZM248 262H249V261H248ZM248 262H246V263H248ZM254 262H255V263H254ZM160 263H161V262H160ZM182 263H183V260H182ZM182 263H181V264H182ZM190 263H191V262H190ZM261 263H260V264H261ZM148 264H150V262H148ZM151 264H152V263H151ZM154 264H157V261H156ZM173 264H174V263H173ZM183 264H184V263H183ZM186 264H187V263H186Z\"/></svg>", "mask_w": 264, "mask_h": 264}]
</instances>
